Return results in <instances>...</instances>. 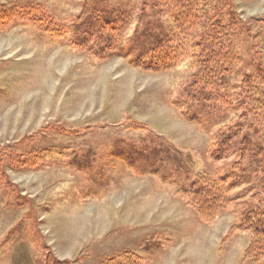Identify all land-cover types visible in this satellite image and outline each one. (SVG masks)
<instances>
[{"label":"rangeland","instance_id":"rangeland-1","mask_svg":"<svg viewBox=\"0 0 264 264\" xmlns=\"http://www.w3.org/2000/svg\"><path fill=\"white\" fill-rule=\"evenodd\" d=\"M84 1L91 0H0V10L32 2L71 19ZM96 1L132 11L125 42L140 0ZM234 3L244 63L252 43L264 54L253 22L264 16V0ZM193 73L189 61L159 74L122 58L98 62L28 26L1 25L0 264L125 263V253L136 264H264L243 261L249 236L232 231L248 210L264 209L261 171L254 163L242 172L236 154L212 161L206 151L218 127L202 132L171 104ZM114 148L124 154L111 155ZM86 151L83 166L78 155ZM36 154L39 170L19 167ZM196 173L249 180L204 223L181 191Z\"/></svg>","mask_w":264,"mask_h":264},{"label":"trees","instance_id":"trees-1","mask_svg":"<svg viewBox=\"0 0 264 264\" xmlns=\"http://www.w3.org/2000/svg\"><path fill=\"white\" fill-rule=\"evenodd\" d=\"M138 9L136 27L125 42L123 33L135 20L132 11L96 0L84 1L71 19L58 18L38 3L15 4L0 10V26H28L98 62L122 58L144 73L159 74L189 61L194 73L171 104L181 118L196 123L202 132L218 127L212 133L207 156L221 161L236 154L242 160L238 164L242 172L255 163L264 191V54L252 43L247 49L248 59L242 62L238 44L243 22L234 0H140ZM253 22L264 34V16ZM238 74L239 82H233ZM243 122L244 127L248 123L249 132L241 127ZM252 135L258 138L255 143ZM87 154L78 155L83 166H87ZM122 154L116 148L111 151L117 158ZM72 159L75 161V155ZM41 165L37 154L19 163L20 168L31 170H39ZM190 178L181 191L189 196L192 210L204 223L214 221L231 201L228 194L249 180L234 173L213 179L209 174L196 173ZM94 185L99 187L98 182ZM235 230L249 236L243 261H264V209L248 210L234 224ZM126 254L120 256L125 263L117 257L109 264H136V259Z\"/></svg>","mask_w":264,"mask_h":264}]
</instances>
